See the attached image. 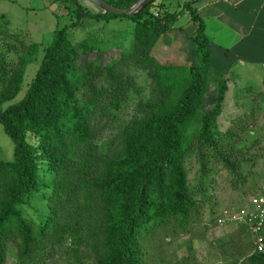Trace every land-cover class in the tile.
<instances>
[{
	"label": "trees",
	"instance_id": "16d2710c",
	"mask_svg": "<svg viewBox=\"0 0 264 264\" xmlns=\"http://www.w3.org/2000/svg\"><path fill=\"white\" fill-rule=\"evenodd\" d=\"M65 1L77 15L72 27L87 18L129 19L136 24V44L133 53L112 64L99 58L81 70L80 57L94 50L73 44L70 27L57 31L24 99L1 112L0 125L15 149L13 161H0V264H7L10 247L17 264H149L145 244L155 231L172 226L175 233H186L200 218L202 204L210 200L206 181L215 165L238 178L234 184L243 181L240 172L250 159L241 136L246 122L219 132L229 91L225 81L216 108L204 116L201 128L191 130L211 69L205 27L191 6L199 62L179 68L162 66L153 56L154 42L171 31L161 25L164 21H152L154 2L136 16L120 17L91 16L76 6L77 0ZM106 1L127 9L139 0ZM5 45L0 47L4 74L7 54L17 48ZM25 62L5 75L17 86L16 95ZM139 72L152 78L153 94L128 120L123 114L140 92ZM193 163L200 174L194 187L188 178ZM42 167L51 175L50 185L41 184ZM44 190L50 191L51 212L45 224L35 227L23 207ZM251 244L254 253L246 263L264 264V254L256 252L252 239Z\"/></svg>",
	"mask_w": 264,
	"mask_h": 264
},
{
	"label": "rangeland",
	"instance_id": "374dc122",
	"mask_svg": "<svg viewBox=\"0 0 264 264\" xmlns=\"http://www.w3.org/2000/svg\"><path fill=\"white\" fill-rule=\"evenodd\" d=\"M68 5L75 8L74 4ZM77 5L91 16L102 13L88 0H77ZM152 8L156 7L152 4ZM152 19L161 20L155 16ZM165 20H161L165 22L161 25L171 31L162 34L154 42V58L166 67L190 68L198 63L197 44L192 38L198 33V24L192 22L187 14L177 24H167ZM76 21L77 15L70 13L65 0H0V47L6 43L17 46L15 51L7 54L5 74L0 69V114L24 99L56 32L65 27H70L68 36L73 44H86L94 50L80 57L78 63L81 70L99 58L103 64L109 65L120 60L123 54L133 53L137 37L136 24L129 19H119L108 24L103 20L87 18L72 27ZM22 59L26 62L22 68L20 90L16 95L17 86L8 84L9 80H5V75H13ZM225 81L226 78L216 76L210 69L205 100L193 122L192 131L201 128L204 116L216 108L219 88ZM138 82L140 92L132 96L123 114L128 120L135 114L139 103L150 100L153 94L154 83L146 73H138ZM244 82L240 86L242 90H235L233 84H230L231 92L227 93L223 113L217 121L221 134H226L236 122H246L241 136L242 142L250 150V159L240 172L243 181L234 184L233 181L238 178L230 175L221 165H215L206 181L210 200L202 204L200 218L196 219L186 233H175L172 226L155 231L145 244L149 264H247L246 259L253 255L251 239L242 225L220 223L227 219V213L248 206L253 198L264 195V89H259L261 84H258L256 77H253V85L249 84L250 77L245 78ZM167 83L173 94V80ZM159 92L161 93L160 89ZM235 97L240 102L237 106ZM29 142L34 144V138L30 137ZM14 149L15 145L0 125V161H13ZM40 174L41 184L52 183L51 175H47L43 167ZM199 176V165L193 163L188 169L192 187L198 184ZM49 197L50 191L44 190L26 199L23 214L31 225L38 227L47 222L51 212ZM7 264H17V253L13 247L8 249Z\"/></svg>",
	"mask_w": 264,
	"mask_h": 264
},
{
	"label": "crops",
	"instance_id": "0c3cea01",
	"mask_svg": "<svg viewBox=\"0 0 264 264\" xmlns=\"http://www.w3.org/2000/svg\"><path fill=\"white\" fill-rule=\"evenodd\" d=\"M153 5L156 8L151 9V14L161 20L168 17L167 24H177L184 14L198 24L189 6L196 11L209 42L211 70L227 79L229 93L230 84L235 90L241 89L247 77L251 78L250 85L256 77L259 89H264V0H156ZM113 21L118 20L106 23ZM239 103L235 97L236 106Z\"/></svg>",
	"mask_w": 264,
	"mask_h": 264
},
{
	"label": "built area",
	"instance_id": "2783aa9c",
	"mask_svg": "<svg viewBox=\"0 0 264 264\" xmlns=\"http://www.w3.org/2000/svg\"><path fill=\"white\" fill-rule=\"evenodd\" d=\"M227 219L221 220L222 225L229 222L245 226L250 232L256 252L264 254V195H258L245 205L226 214Z\"/></svg>",
	"mask_w": 264,
	"mask_h": 264
},
{
	"label": "water",
	"instance_id": "95a60500",
	"mask_svg": "<svg viewBox=\"0 0 264 264\" xmlns=\"http://www.w3.org/2000/svg\"><path fill=\"white\" fill-rule=\"evenodd\" d=\"M92 5H94L103 15H116L120 17H133L139 14L141 11L145 10L146 7L155 2L156 0H139L132 7L127 9L117 8L106 0H88Z\"/></svg>",
	"mask_w": 264,
	"mask_h": 264
}]
</instances>
